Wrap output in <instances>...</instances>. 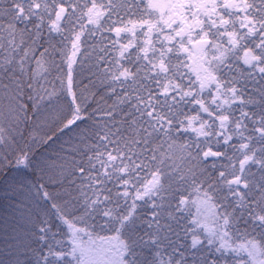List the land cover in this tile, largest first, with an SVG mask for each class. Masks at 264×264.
<instances>
[{
	"label": "trees",
	"instance_id": "obj_1",
	"mask_svg": "<svg viewBox=\"0 0 264 264\" xmlns=\"http://www.w3.org/2000/svg\"><path fill=\"white\" fill-rule=\"evenodd\" d=\"M151 1L0 0V264H264V0Z\"/></svg>",
	"mask_w": 264,
	"mask_h": 264
},
{
	"label": "clouds",
	"instance_id": "obj_2",
	"mask_svg": "<svg viewBox=\"0 0 264 264\" xmlns=\"http://www.w3.org/2000/svg\"><path fill=\"white\" fill-rule=\"evenodd\" d=\"M62 123H63L62 120L54 121L53 127H59ZM46 134L51 135V132L46 133ZM92 227L93 229H95L96 225H93ZM63 255H66L68 257V264H83V261L78 253V250L72 242L71 234H69L67 237L66 251L63 253ZM121 264H128V262L121 260Z\"/></svg>",
	"mask_w": 264,
	"mask_h": 264
},
{
	"label": "rangeland",
	"instance_id": "obj_3",
	"mask_svg": "<svg viewBox=\"0 0 264 264\" xmlns=\"http://www.w3.org/2000/svg\"><path fill=\"white\" fill-rule=\"evenodd\" d=\"M151 5L157 11H161V13L165 12L164 0H152ZM205 219V217H203Z\"/></svg>",
	"mask_w": 264,
	"mask_h": 264
}]
</instances>
